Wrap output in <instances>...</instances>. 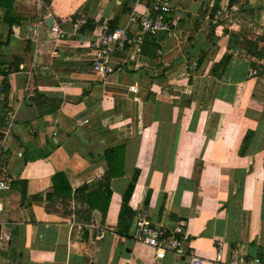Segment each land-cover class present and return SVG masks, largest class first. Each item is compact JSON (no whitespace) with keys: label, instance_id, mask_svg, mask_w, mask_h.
Here are the masks:
<instances>
[{"label":"crops","instance_id":"crops-1","mask_svg":"<svg viewBox=\"0 0 264 264\" xmlns=\"http://www.w3.org/2000/svg\"><path fill=\"white\" fill-rule=\"evenodd\" d=\"M150 4L0 0V264H182L130 239L140 212L182 221L202 264L264 253V0H170L169 29L95 76L99 26Z\"/></svg>","mask_w":264,"mask_h":264},{"label":"built area","instance_id":"built-area-1","mask_svg":"<svg viewBox=\"0 0 264 264\" xmlns=\"http://www.w3.org/2000/svg\"><path fill=\"white\" fill-rule=\"evenodd\" d=\"M38 2V0H35ZM152 16L138 17L131 13L124 24L109 27L106 23L99 26L91 43L90 71L100 79H106L114 68L111 56L124 45H132L138 51L144 35H155L159 31H167L170 21V0H151ZM135 22L137 30L131 35L128 24ZM51 31H57L55 26ZM10 178L4 172V165L0 159V192L9 188ZM1 212V206H0ZM187 231L182 221L172 226L151 222L143 213H137L133 218L129 237L135 243L150 248L154 259H161L167 251L183 258L182 264H202L203 260L193 249L182 250V242ZM10 240L8 233L0 232V243ZM209 264H264V253L261 255H232L227 262H221L220 247L217 245Z\"/></svg>","mask_w":264,"mask_h":264},{"label":"trees","instance_id":"trees-1","mask_svg":"<svg viewBox=\"0 0 264 264\" xmlns=\"http://www.w3.org/2000/svg\"><path fill=\"white\" fill-rule=\"evenodd\" d=\"M218 66H225V60L223 59V57L219 60V62L217 63ZM56 175V174H55ZM54 175V176H55ZM110 174L107 173L104 177V181H103V188L106 189V195L104 196V202H106L109 198V189H108V178H109ZM136 180V173L134 172L130 182L128 183L126 189L123 192L122 195V200H121V205H120V209L118 212V218H117V228L119 229L122 226H125L126 224L128 225V223L131 220L132 217V212L131 210L128 208L127 206V200L131 194V191L133 189V185L134 182ZM82 188V187H81ZM87 204L89 207L91 203H89V200H87ZM104 212V207L102 208V213Z\"/></svg>","mask_w":264,"mask_h":264},{"label":"water","instance_id":"water-1","mask_svg":"<svg viewBox=\"0 0 264 264\" xmlns=\"http://www.w3.org/2000/svg\"><path fill=\"white\" fill-rule=\"evenodd\" d=\"M44 23H45V25H50L51 24V19L48 18L47 20L44 21Z\"/></svg>","mask_w":264,"mask_h":264}]
</instances>
